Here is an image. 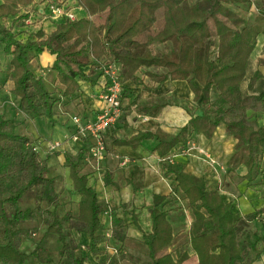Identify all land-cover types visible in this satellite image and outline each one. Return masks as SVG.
Segmentation results:
<instances>
[{"label":"trees","instance_id":"16d2710c","mask_svg":"<svg viewBox=\"0 0 264 264\" xmlns=\"http://www.w3.org/2000/svg\"><path fill=\"white\" fill-rule=\"evenodd\" d=\"M74 1L86 15L78 20L56 22L50 33H44L25 24L28 15L21 11L31 0H0V47L10 57L7 79L21 113L33 119L44 116L53 121L60 98L74 96L81 81L93 83L94 77L100 79V61L119 63L123 82L133 83H143L139 72L153 66L162 71H144L153 84L142 87L150 91L166 80H185L200 113L191 114L175 135L157 128L153 132L138 131L123 139L112 135L113 144L135 149L143 140H154V150L163 158L192 134L210 138L222 123L226 134L235 139L234 151L228 159L229 171L243 165L247 171L239 177L248 183L264 171V126L250 120L248 114V110L264 108V81L258 68L246 77L257 38L264 35V1L257 7L252 21L228 6L249 0ZM158 10L163 15L161 29L146 35L143 42L136 40L153 28ZM7 21L9 26L4 24ZM155 44L164 46V50H155ZM44 50L55 55L51 69L62 86L61 97L53 95L29 68L33 54L40 55ZM85 63H90L86 74L81 68ZM256 63L264 64V54ZM245 80L246 93L242 90ZM126 92L123 84L121 101ZM137 100L136 95L128 108L137 105ZM167 104L163 97L152 96L137 105L136 111L156 116ZM16 126L15 119L0 117V264H26L28 255L21 250L23 224L32 217V211L21 208L20 201L28 195L53 207L43 219L46 233L55 236L59 244L61 260L55 264L86 261L87 256L75 255L73 232L88 236L86 250L93 257L100 255L101 244L109 239L121 248L126 240V222L113 208L110 237L102 232L103 205L80 168L84 149L74 155L63 153L72 188L79 199L76 215L66 212L59 216L56 212L59 194L55 178L47 175V161L40 159L38 151L32 149V139L18 133ZM168 170L173 172L176 182L171 190L184 195L193 214L188 237L198 264H253L254 258L249 253L256 251L260 236L257 231L251 233L252 239L246 236L240 240L239 236L243 226L264 212V207L235 218L232 204L218 190H207L202 177L170 167ZM169 195H152L151 229L143 233L148 264H181L188 257L186 251L169 249L174 238L173 226L163 208ZM135 225L140 229L136 221Z\"/></svg>","mask_w":264,"mask_h":264},{"label":"rangeland","instance_id":"374dc122","mask_svg":"<svg viewBox=\"0 0 264 264\" xmlns=\"http://www.w3.org/2000/svg\"><path fill=\"white\" fill-rule=\"evenodd\" d=\"M36 1L38 2V0ZM263 1L264 0H249V2L244 4L228 6L240 16L244 17L248 21H252L257 7H259ZM158 14V19L155 22L153 28L147 31V33L144 34L145 36L149 34L152 35L157 30L161 29L163 25L162 10H160ZM100 20L101 19H97V21ZM8 21L4 23L6 26H9ZM153 47L157 51L164 50V46L161 45L155 44ZM213 50L216 51V48L214 47ZM32 54L33 53L30 55ZM48 58L49 57L46 54L43 55L44 61L48 60ZM9 59L10 57L6 56L0 47V117L3 116L5 118L15 119L17 123L16 131L18 133H24L27 128L44 132V134L39 133L37 136L38 138L33 139L31 137V141L37 145L40 159H46L47 161L49 170L47 175L55 178V189L59 194V205L56 208V212L59 216L64 215L66 212L76 215L78 210L79 196L72 188V183L68 176V168L65 165L63 158V153L65 151H69L64 150L63 152L61 147L55 150L49 149L50 143L54 141H64V137H62L64 132L61 131L59 133L58 130L62 125L63 127L65 126L62 123L54 124V131H51L52 123L46 117L43 116L39 119H33L29 115L23 114L18 110L15 97L10 92L11 83L7 79ZM29 68L35 73L36 76L41 78L42 82L45 84L47 89L53 93V95L56 97H61L60 92L62 90V86L58 82L56 74L54 71H52L51 66H40L38 55L33 54L29 60ZM81 68L83 70L86 68V66L82 65ZM144 71L145 69H142L139 72V76H143L142 79L150 82L147 76L144 77ZM249 74L250 73L247 74V78L249 77ZM171 90H175L176 92L178 91L177 93H179V95L175 96L172 94H166L165 98L168 102L184 108L189 115L200 113L196 102L193 101L192 92L189 94V98L187 99L183 97L180 89L174 87V89ZM242 90L245 93L247 92L246 80L242 84ZM134 91L135 90H130V98L135 96ZM139 94L140 91L137 90L136 95L140 97ZM214 97L215 93L212 92L211 99H214ZM125 98L126 97L122 99L123 111L129 109L127 108L128 105H126V101H124ZM62 101L63 98L55 105L54 111L55 115L57 116L70 111V107H67L66 104H62ZM73 105L76 106V104ZM77 111L78 110H75L73 113L75 114ZM251 116L252 112H249L250 119ZM69 117L70 115L68 116V119ZM111 128L108 131H111ZM39 138L44 139L37 142ZM63 145L64 143L62 146ZM87 150L88 149H85V153ZM92 160L95 159H88V161L85 160L86 162L83 159L80 163V168L81 166L82 168H85L89 165L92 168V170L88 172L89 178H91V184L97 188L98 197L103 205V212L100 215L101 221L103 223L102 232L104 233L106 232V229H108L110 224L111 210L115 208L116 213L126 222L127 237L121 248L120 245L115 243L113 239L103 242L100 246V255L98 257H93L92 255L87 254L86 250L88 236L73 232L71 234V239H73L76 244L75 255L79 257L87 256L85 264H148L149 259L147 256V250L141 241L142 234L135 228L132 219L134 216H136V219H140L142 229L147 230L149 223V208L152 206L151 200H148L150 199L151 193L155 189L160 193L170 194V198L165 202L163 207L167 211L168 218L172 223L176 234L174 243L170 249H188L185 231L187 230L190 222L193 220V214L184 195L178 190H171L174 184H172L173 179L170 175L171 171L166 170L167 166L164 168L161 163H159L158 166H154L150 172L154 174V176L160 175V177H158L157 180H151L152 183H150L148 186L144 185L142 178H133L132 175L128 176V174L124 172L125 169L120 168V162L124 159L113 152L110 139H107L106 151L102 158H100L98 161L95 160L97 165L92 162V166L90 163ZM113 166L116 167V169ZM105 168H108L107 171L110 173H107V171L105 172L103 170ZM114 169H118L117 174L115 175ZM246 171V168L242 165L237 167L234 171H227L226 168V172L222 171L220 174L221 182L218 186L219 191L224 192L225 194L223 195H225V199L232 204V211L235 218H239L242 214L250 212L254 209L264 207V171L262 173L256 174L253 180L249 183L247 180H242L239 177L242 176L240 173H245ZM140 173L145 174V170H142ZM128 179L133 180L132 185L128 184ZM20 206L21 208H30L32 211V217L23 224L24 231L22 236L21 250L28 255L26 264L59 263L61 260V255L59 254V244L57 243L55 236L46 233V224L43 219L45 213L51 211L53 207L45 202L37 201L33 195H28L22 201H20ZM253 231H257L260 238L259 242H257L256 251H250L249 254L254 258V264H263L264 212L260 213L256 219L243 226L239 239L243 240L246 236L251 237V233ZM70 243L71 242H69V244ZM37 247H40L41 250L34 251V249ZM47 260H50L51 262L49 261V263Z\"/></svg>","mask_w":264,"mask_h":264},{"label":"crops","instance_id":"0c3cea01","mask_svg":"<svg viewBox=\"0 0 264 264\" xmlns=\"http://www.w3.org/2000/svg\"><path fill=\"white\" fill-rule=\"evenodd\" d=\"M159 11L160 10H158L156 14H158ZM146 33L147 32L140 34L135 39L140 42L145 41L146 36L144 34ZM44 54H46L49 57L48 60L46 61H44L43 59ZM263 54H264V35L260 34L257 38L255 48L250 55L248 73L251 74L256 68H258L263 76V81H264V64L257 66V63H256L257 59L259 57H262ZM54 58H55V55L50 54L46 50H44L40 55H38L39 64L42 67L44 65L51 66ZM84 65L86 66V68L83 69L82 71L86 74L90 70V63H85ZM143 69H145V71H153V72L162 71L161 68H156L153 66L147 67V68L144 67ZM146 76L147 75H144V77ZM93 79H94L93 83L88 82V81H84V82L81 81L80 89L76 92L74 96L63 98V101L61 103L66 104L67 107H70L71 112L64 111L65 113H63L62 115H58V116L54 114L53 121H51L52 123L51 131H54L53 130L54 124L62 123L64 124L65 127H63L62 125L60 129L59 130L57 129V130L59 133L61 131L64 132L62 137L68 136L73 129L70 127V119H68V116L74 114L73 112L75 110H78L75 113H79L81 115L83 114L82 115L83 119H93L95 117L96 112L100 107V99H99V94H98L100 79H97L95 77ZM152 84L153 82L151 81L147 82L144 79H143V83H133L131 81H125L124 88L127 89V92L125 93L126 98L124 99V101H126V105H128L129 101L133 98V97L130 98L129 96L131 95L130 90H134V89H138V91H140V94H139L140 97L138 96L137 105H140L142 102H144L146 99L152 96L163 97L165 100H166L165 98L166 94H172V95L178 96L179 95V93H177L178 91L176 92L175 90L174 91L171 90V89H174V87L180 89V92L182 93L183 97L187 99L189 98V94L192 92L185 80H175V81L166 80L165 82L160 84L157 88L152 89L150 91L146 90L145 87H142L143 85L151 86ZM263 92H264V87H263ZM134 94L136 96L137 92H134ZM73 104H76V106H74ZM122 105H123V101H122ZM137 105L130 106V108L127 109L126 111L122 110L121 117L115 123L113 128H111V131H107L106 133V139H105L106 147H107V139H110V144H111L113 152L124 159L120 162V166H121L120 168H124L125 169L124 172H126L128 176L132 175L133 178H142L144 181V185L148 186L150 183H152L151 180H157L158 177H160V175L154 176V174H152L150 170L154 166H158L159 163H161L164 168L165 166H167L166 170H168L170 167V169L172 170H183L188 173L194 174L196 176H200L204 179L207 190L216 189L219 191L218 186L220 185V182H221L220 174L222 171L226 172V168H227V171H229L228 159L230 158V156L232 155L234 151L233 145L235 143V139L226 134L225 126L222 123H220L210 138H206L202 134H199V135L192 134L184 144L177 145L169 152L167 156L163 158H159L154 150V146L156 144L154 140H150V139L143 140L141 141L140 145L137 148L132 149L130 146H127V145L113 144L111 136L113 135L119 139H123L125 137H129L137 133L138 131L153 132L157 128H160L169 134L175 135L179 132L180 127H182L188 121V119L190 118V115L186 112L184 108H181L177 105H173L171 102L165 105L156 116H149V115L138 113L136 111ZM249 112H252V116L250 120H254L256 121L258 125L264 126V108L259 111L248 110V114ZM195 114H199V113H195ZM39 133L44 134V132H39V131H36L35 129L27 128L23 134H26L28 137L30 138L32 137L34 139V138H38L37 136L39 135ZM43 139L44 138H39L37 142ZM84 145L86 146L87 144L80 143V142L75 143V142L67 141V142H64V145L61 147V149L63 152L64 150H68L69 151L68 153L74 155L81 148H83L84 151L85 149H88V145L86 147ZM186 149H189V150L186 152L185 151ZM199 149H203L206 152L208 157L202 153H199ZM86 153H85V156L87 155ZM210 158L213 160V162H211ZM85 160L86 159H84V161ZM92 162L95 163V160L90 161L91 165L93 166ZM95 164L97 165V163ZM114 168L116 169V167ZM91 170L92 168L90 165L85 168H82L81 166V172L85 173L88 176L89 185L94 187L91 184V178H89V174H88V172ZM103 170L106 172L108 168L107 169L105 168ZM117 170H115L114 175L117 174ZM142 170H145V174L140 173ZM108 172L109 171H107V173ZM245 173H240V175H244ZM170 175H171V178L173 179L172 184H175L176 182L174 180V174L172 171ZM95 176H96V173H95ZM127 182L130 185L133 184L132 179L131 180L128 179ZM94 189L97 192V188L94 187ZM154 193L164 194V195L168 194V193H160L158 190L155 189L151 193L150 199L148 201L151 200L152 202V195ZM219 193L222 195V197L224 198L226 202H229L225 199V195H223L225 194L224 192L219 191ZM167 218H168V214H167ZM148 220H149L148 228L147 230H145V229H142L140 219H136V216H134L132 219L135 228L138 230V232L142 234L141 235L142 243H143V233L145 234L149 233L151 229L150 215H149ZM110 221H111V214H110ZM135 221L139 225L140 229L136 227ZM173 235H174V238H173L171 246L174 243L175 235H176L174 228H173ZM185 235L187 238L188 249H183L180 251H186L188 253V257L185 260H183L181 264H198L196 255L190 249L188 228L185 231ZM175 249L179 250L178 248H175ZM85 263L86 261L84 262V264ZM262 263L264 264V259Z\"/></svg>","mask_w":264,"mask_h":264},{"label":"built area","instance_id":"2783aa9c","mask_svg":"<svg viewBox=\"0 0 264 264\" xmlns=\"http://www.w3.org/2000/svg\"><path fill=\"white\" fill-rule=\"evenodd\" d=\"M36 2V0H31L30 4L21 12L28 15L25 19L26 25L41 29L44 33H50L56 22L65 19L69 21L78 20L86 15L74 0H38L37 4ZM45 67H48V65ZM99 69L101 71L98 90L100 107L95 117L93 119H83L81 114L70 115V126L73 128L71 133L64 136V141L50 143L49 149H59L67 141L86 143L88 150L84 159L98 161L102 158L106 151V133L122 115L121 93L123 82L119 63L100 61ZM31 146L33 150L38 151L36 144H31ZM199 153L207 156L203 149H199ZM210 160L213 162L211 158ZM104 234L107 238L110 237L111 221Z\"/></svg>","mask_w":264,"mask_h":264}]
</instances>
